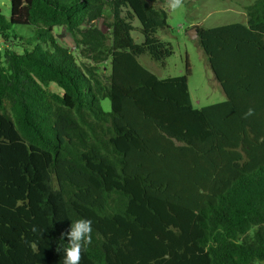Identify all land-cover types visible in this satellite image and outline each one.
Here are the masks:
<instances>
[{"label":"trees","instance_id":"16d2710c","mask_svg":"<svg viewBox=\"0 0 264 264\" xmlns=\"http://www.w3.org/2000/svg\"><path fill=\"white\" fill-rule=\"evenodd\" d=\"M245 9L244 23L197 28L226 99L195 108L186 75L159 78L137 60L173 53L155 0H10L9 17L0 13V264H61L62 234L81 218L93 230L80 264L264 260V0ZM106 13L105 32L96 21Z\"/></svg>","mask_w":264,"mask_h":264},{"label":"rangeland","instance_id":"374dc122","mask_svg":"<svg viewBox=\"0 0 264 264\" xmlns=\"http://www.w3.org/2000/svg\"><path fill=\"white\" fill-rule=\"evenodd\" d=\"M155 1L168 13V28L159 31L157 35L171 44L173 53L165 59L164 64L152 60L147 54L138 56V62L159 78L186 75L190 98L195 108L224 101L226 95L214 76L207 56L197 38L191 39L187 30L234 22L244 23L247 19L245 8L254 0H183V7L174 12L168 9L167 0ZM0 13L6 18L9 17L10 0H0ZM103 18L97 20L96 24L106 32V22L111 16L106 13ZM15 30L19 33L27 32L26 28L19 26ZM54 33L59 43L75 51L73 38L65 28L55 27ZM132 36L135 42L142 41L140 33L133 32ZM17 49L21 50L20 47ZM102 107L105 111L110 110L107 98L102 100ZM253 264H264V260L254 261Z\"/></svg>","mask_w":264,"mask_h":264},{"label":"clouds","instance_id":"9594fccd","mask_svg":"<svg viewBox=\"0 0 264 264\" xmlns=\"http://www.w3.org/2000/svg\"><path fill=\"white\" fill-rule=\"evenodd\" d=\"M167 7L174 12L183 7V0H167ZM254 112L255 110L252 108L247 109L243 118L247 119L254 115ZM92 230V221L89 219L81 218L71 223L70 229L62 234V236L67 237L68 246L63 249L61 264H80L84 248L92 243ZM31 231L39 233L41 238L43 231L36 226H33ZM31 247L35 251H39L37 242H32Z\"/></svg>","mask_w":264,"mask_h":264},{"label":"water","instance_id":"95a60500","mask_svg":"<svg viewBox=\"0 0 264 264\" xmlns=\"http://www.w3.org/2000/svg\"><path fill=\"white\" fill-rule=\"evenodd\" d=\"M187 35L193 39V38H198V30L196 27L187 30Z\"/></svg>","mask_w":264,"mask_h":264},{"label":"built area","instance_id":"2783aa9c","mask_svg":"<svg viewBox=\"0 0 264 264\" xmlns=\"http://www.w3.org/2000/svg\"><path fill=\"white\" fill-rule=\"evenodd\" d=\"M2 45H3V44H2V40L0 39V49L2 48Z\"/></svg>","mask_w":264,"mask_h":264}]
</instances>
